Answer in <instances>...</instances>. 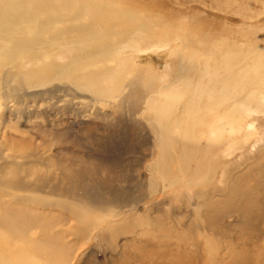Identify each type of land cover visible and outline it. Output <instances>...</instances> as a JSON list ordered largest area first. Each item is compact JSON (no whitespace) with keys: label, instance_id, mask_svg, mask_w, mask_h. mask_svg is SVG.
I'll return each instance as SVG.
<instances>
[{"label":"rangeland","instance_id":"rangeland-1","mask_svg":"<svg viewBox=\"0 0 264 264\" xmlns=\"http://www.w3.org/2000/svg\"><path fill=\"white\" fill-rule=\"evenodd\" d=\"M7 10L0 264H264V0Z\"/></svg>","mask_w":264,"mask_h":264},{"label":"bare ground","instance_id":"bare-ground-1","mask_svg":"<svg viewBox=\"0 0 264 264\" xmlns=\"http://www.w3.org/2000/svg\"><path fill=\"white\" fill-rule=\"evenodd\" d=\"M35 7H36L34 9L35 12L37 14H42L44 16V14H45V13H43L44 10L39 6V4ZM59 7H60V5L57 6L58 9H59ZM55 11H56L55 9H53L52 11H49L48 16L54 15L56 17L57 12H59V10L56 12ZM15 12H17V11L16 10H7L4 13L0 14V28H1L0 38H2V39L4 38V40H5L4 44H2L0 42V46L6 47V49L2 48V50H1L2 52H0V63H2V64L3 63H5V64L6 63L7 64L17 63L16 62V61H18L17 58H20V57H23L24 59H28L30 62L35 61V63H39L42 60V55L40 53H36V52L34 54L32 52L30 53L31 49H29V48L33 44H36L40 41H38L36 39V41L34 40V42H32V41L27 42V40L22 39L23 36H25V34H23L24 31H17L16 29H14L13 25H10V22H9L10 18L12 17V15H14ZM54 12H55V14H54ZM17 17H14V18H17ZM45 17H47V16H44L43 18H45ZM16 21H18V20H16ZM5 30H7V31H5ZM47 36L48 37L46 38V41L49 44L52 41L57 39V36L51 32H48ZM32 54H33V56H32ZM227 72H228V69H227ZM37 77L40 78L41 76H37ZM32 79H33V77H32ZM33 82L39 83L38 80L37 81L34 80Z\"/></svg>","mask_w":264,"mask_h":264}]
</instances>
